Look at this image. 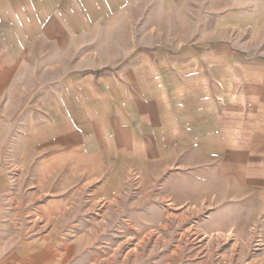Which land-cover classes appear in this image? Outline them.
I'll return each instance as SVG.
<instances>
[{
  "label": "rangeland",
  "instance_id": "rangeland-1",
  "mask_svg": "<svg viewBox=\"0 0 264 264\" xmlns=\"http://www.w3.org/2000/svg\"><path fill=\"white\" fill-rule=\"evenodd\" d=\"M240 3H97L41 33L0 101V264H264V187L216 176L205 139L147 125L229 103L248 121L239 58L228 73L210 58L264 51L226 22Z\"/></svg>",
  "mask_w": 264,
  "mask_h": 264
},
{
  "label": "crops",
  "instance_id": "crops-1",
  "mask_svg": "<svg viewBox=\"0 0 264 264\" xmlns=\"http://www.w3.org/2000/svg\"><path fill=\"white\" fill-rule=\"evenodd\" d=\"M238 1L241 3L236 9V14H239L240 18H230L226 22H245L240 24L242 33L244 27L248 32L250 27L254 28L256 43L258 46L262 43L261 47L264 48V0ZM118 2L119 0H0V101L2 97L7 98L9 82H15L19 60L38 57L41 33L42 36L47 37L48 42L49 40L51 42L48 37L52 35L56 22H80L87 18L88 9L95 16L99 11L97 3L105 4L109 8L110 5L113 7ZM35 44L37 48H34ZM231 49L224 52V57L211 54L210 58L224 65L225 73L231 69L228 67L230 62L228 63L226 56L232 54L239 58L240 67L237 74L245 76L244 80L250 86L249 92L254 91L247 99V105L251 108L247 122L231 116L234 112L233 108L239 105L229 103L225 105L223 117L220 119L211 115L201 121L198 115H192L174 121L165 116L148 122L147 125L150 130L161 132V137L166 139L188 137L205 139L207 145L204 154L207 155V160L216 159L221 164L219 172L215 173L216 176L235 178L240 184H256L262 189L264 187V181H261L264 179V51L249 54L243 50ZM128 125L129 123L125 122L119 128L121 131L122 128L129 130ZM136 128L137 126L132 129ZM186 128L191 129L192 133L184 134L185 131L187 132ZM232 136L237 137L238 140L231 142ZM217 139L222 141L218 140L217 143ZM217 148H222L220 150L224 153L223 157L219 155L218 152L221 151H217ZM194 152L198 154L197 150Z\"/></svg>",
  "mask_w": 264,
  "mask_h": 264
}]
</instances>
